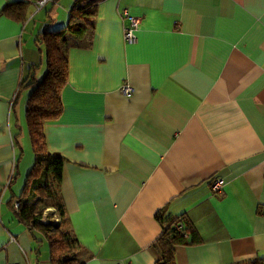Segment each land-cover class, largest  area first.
<instances>
[{"label": "crops", "instance_id": "1", "mask_svg": "<svg viewBox=\"0 0 264 264\" xmlns=\"http://www.w3.org/2000/svg\"><path fill=\"white\" fill-rule=\"evenodd\" d=\"M72 1L32 4L22 21L0 15V264H49L43 237L7 203L33 160L32 86L14 92L30 66L44 76L41 32L64 29ZM127 15L138 20L131 44ZM62 37V113L43 135L64 159L61 199L86 264H153L156 212L195 231L174 264L264 257V0H102L91 30Z\"/></svg>", "mask_w": 264, "mask_h": 264}, {"label": "trees", "instance_id": "2", "mask_svg": "<svg viewBox=\"0 0 264 264\" xmlns=\"http://www.w3.org/2000/svg\"><path fill=\"white\" fill-rule=\"evenodd\" d=\"M34 1L7 2L0 10V15L22 21L25 19L26 9L34 4ZM100 1L102 0H73L68 10L65 28L55 32L44 30L41 32L40 43L44 47L45 74L39 81H35L34 69L30 66L28 77L20 82L14 92L15 99L25 85L32 86L25 101L24 123L33 160L19 195L11 197L7 203L18 224L32 236L37 233L43 237L49 264H86L90 257L81 249L70 229L60 193L64 159L46 149L43 126L46 122L58 119L62 113L60 90L67 78L66 47L62 36L64 32L79 36L91 30L94 25L96 4ZM12 8L15 10L11 11ZM28 78L29 82H26ZM14 99L11 107L14 105ZM20 155L18 150L14 157L15 166ZM212 180L213 178L210 182ZM13 204H16L15 209L12 207ZM51 210L53 214L50 213ZM154 219L160 226V234L153 246L155 250L153 264H174V248L197 242L195 231L184 216L168 218L161 212H156ZM237 264H264V257Z\"/></svg>", "mask_w": 264, "mask_h": 264}, {"label": "built area", "instance_id": "3", "mask_svg": "<svg viewBox=\"0 0 264 264\" xmlns=\"http://www.w3.org/2000/svg\"><path fill=\"white\" fill-rule=\"evenodd\" d=\"M46 2H48V0H35L34 1V6L36 9L40 8L41 6H43ZM124 15V14H123ZM128 22V25L126 28H124L123 30V40L125 43L127 44H131L133 43L135 36L134 33L137 29V25H138V20L133 17V16H124ZM130 92L129 88H123L122 89V93L125 95H128ZM222 185L223 182L220 178H213V180L210 182L209 185V189L212 195H220L221 194V189H222ZM13 209L16 208V204H13ZM177 230L179 229V227H175ZM8 241L9 242H14V239L12 238V236H8ZM7 264H14V263H7Z\"/></svg>", "mask_w": 264, "mask_h": 264}, {"label": "rangeland", "instance_id": "4", "mask_svg": "<svg viewBox=\"0 0 264 264\" xmlns=\"http://www.w3.org/2000/svg\"><path fill=\"white\" fill-rule=\"evenodd\" d=\"M38 46H39L38 48H40V49H43V47H42V45H41V44H39ZM39 80H40V79H39ZM50 213H52V214H53V213H54V212H53V210H51V211H50ZM42 247H44V248H45V250H46V244H45L43 241H42ZM46 252H47V251H46Z\"/></svg>", "mask_w": 264, "mask_h": 264}]
</instances>
